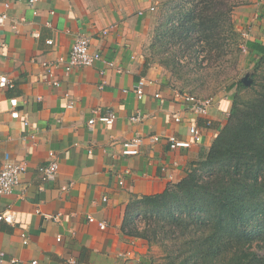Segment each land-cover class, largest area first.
I'll list each match as a JSON object with an SVG mask.
<instances>
[{"label": "crops", "instance_id": "obj_1", "mask_svg": "<svg viewBox=\"0 0 264 264\" xmlns=\"http://www.w3.org/2000/svg\"><path fill=\"white\" fill-rule=\"evenodd\" d=\"M155 3L38 0L32 7L24 0H0V13L8 15L0 27L6 42L0 75L13 81L12 87L0 88V165L8 155L26 167L17 188L0 194V212L10 208L16 217L15 224L0 220L5 252L0 264H69L68 259L75 264H149L147 242L122 230L125 206L179 181L186 163L210 146L226 122L232 101L229 95L214 98L206 115L195 114L151 63L146 46ZM232 20L244 35L243 64L250 67L264 50V0L239 2ZM78 34L102 59L69 72L62 65L53 67ZM140 77L152 80L142 98L134 92ZM109 109L115 118L105 124L98 116ZM137 114L142 119L133 121ZM191 124L200 128L198 142L188 132ZM135 135L142 137L138 154L122 155V142ZM170 135L190 146L170 149ZM49 150L57 155L58 171L53 179L42 180ZM99 221L107 222L105 229ZM125 251L131 256L119 255Z\"/></svg>", "mask_w": 264, "mask_h": 264}, {"label": "trees", "instance_id": "obj_2", "mask_svg": "<svg viewBox=\"0 0 264 264\" xmlns=\"http://www.w3.org/2000/svg\"><path fill=\"white\" fill-rule=\"evenodd\" d=\"M233 2L173 5L172 36L199 34L217 60L233 31ZM252 66L250 84L228 85L234 93L226 122L182 178L125 206L122 230L160 246V264H264V50ZM243 90L251 96L243 99Z\"/></svg>", "mask_w": 264, "mask_h": 264}, {"label": "rangeland", "instance_id": "obj_3", "mask_svg": "<svg viewBox=\"0 0 264 264\" xmlns=\"http://www.w3.org/2000/svg\"><path fill=\"white\" fill-rule=\"evenodd\" d=\"M155 1L156 6L151 10L152 18L148 26L146 52L151 63L159 66L167 80L181 93L211 99L228 95L233 98L234 88L227 89L230 83L240 79L247 84L251 83L253 66L245 67L243 64L244 35L237 30L233 20V31L227 34L225 49L215 60V49L210 50L204 40L199 39V34L190 33L188 40L172 36V25L177 26L178 19L168 21L167 15L173 5H182L183 0ZM241 1L244 0H234L232 10ZM190 42H193V47L188 46ZM241 95L243 99L249 98L251 91L243 90ZM140 225L143 226V222ZM161 255L160 246L148 244L149 264H160Z\"/></svg>", "mask_w": 264, "mask_h": 264}, {"label": "built area", "instance_id": "obj_4", "mask_svg": "<svg viewBox=\"0 0 264 264\" xmlns=\"http://www.w3.org/2000/svg\"><path fill=\"white\" fill-rule=\"evenodd\" d=\"M29 6H34V4L38 0H24ZM9 6L8 3H5V7L7 8ZM151 10L153 7L150 8ZM34 14L37 13V11L33 10ZM8 18L7 12L0 13V27L4 24L6 19ZM105 32V31H104ZM47 43H51V40H47ZM6 48V42L3 39H0V57L3 55V52ZM102 59V56L100 52L98 51H91L90 50V44L89 39L82 35L78 34L74 40L73 43L69 49V51L65 55H59L56 60L52 63V66L55 68H60L61 65L63 66L64 72H69L73 67L76 66H90L93 65L95 62ZM107 66H113V62L107 61ZM117 72H120V69L117 68ZM152 83L151 79L140 77L134 86V92L138 98H142L144 94V87L146 85H149ZM53 85H57L58 83L56 81L52 82ZM13 81L8 78L6 75L2 74L0 75V88H6V87H12ZM155 97L160 98V94L155 93ZM180 97L183 98V100L187 103V106L190 111H192L195 114L200 115H206L208 111V107L212 102L211 98L207 97H198L192 94L187 93H181L179 94ZM115 118L114 112L109 109L105 112L104 115H99L98 119L105 123V124H111ZM131 119L133 121H139L142 119V116L137 114L136 116H132ZM175 121H179V116H174ZM94 122V119H90L88 121L89 124H92ZM207 125L210 124V121L208 120L206 122ZM188 132L191 135V138L194 142H198L201 137V131L198 126L195 124H191L188 126ZM153 140H157V136H152ZM142 137L140 135H135L129 140L123 141L121 144V154L124 156L127 155H135L139 152V146L141 144ZM168 146L170 149H175L178 147H189L190 141L188 140H181L176 138L173 135H170L167 137ZM48 161L47 163L41 167V176L42 180H51L53 179L58 171V160L57 155L54 151L49 150L48 151ZM26 167L23 162H12L9 160L8 155H5V158L0 165V194H8L13 192L18 184L20 175L25 171ZM128 173V171L126 172ZM119 184H123V178H120L118 180ZM71 184H68V186H65L64 188L67 189ZM103 200H106V198H103ZM49 217L50 216H46ZM54 220H57V215L53 216ZM87 219L89 221H92L93 218L88 216ZM0 220H3L9 224H15L16 217L13 210L10 208H7L0 212ZM107 226L106 221H99L98 227L100 229H105ZM22 242H27V236L25 232H22L21 234ZM60 237H57V240H59ZM120 256L124 258H128L131 256V253L129 251H125L122 253H119ZM5 260V252L0 248V263H2ZM11 263L16 262L15 258H11L9 260ZM32 264H35L36 261H32ZM67 263L69 264H75L76 261L74 259H68Z\"/></svg>", "mask_w": 264, "mask_h": 264}]
</instances>
